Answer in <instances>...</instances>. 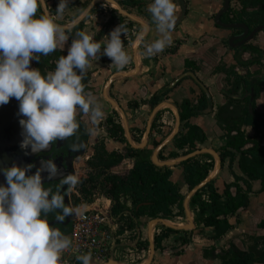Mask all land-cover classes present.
Instances as JSON below:
<instances>
[{
    "label": "crops",
    "instance_id": "obj_1",
    "mask_svg": "<svg viewBox=\"0 0 264 264\" xmlns=\"http://www.w3.org/2000/svg\"><path fill=\"white\" fill-rule=\"evenodd\" d=\"M74 1L75 0H69V3H73ZM184 1L187 7L186 14L183 20L176 24L172 31V42L170 46L166 47L163 52L151 57H147L143 54L144 44L158 37L155 25L152 23L151 16L147 11V5L151 3V0H140L141 5L129 7L132 9V12L127 9L130 13L149 26V31L143 43H141V51L138 52L139 47L137 51H135L136 47L132 45V68L128 70H125V68L122 70H114L113 66L115 65H112V60H106L105 58L100 60L103 55L98 53L97 57L91 59L87 70L90 79L92 76L97 75L95 71L102 74L100 78H105V85L107 81L112 78V83L108 88V95L109 92L113 93L114 89L117 90L116 94L119 99L115 98L116 100H114L121 107L122 111L119 110L123 114V119L124 117L126 118L130 132L133 130L132 128L140 129L141 126L138 125L140 121L136 125H131V121L129 118L127 119L128 113L125 111V107L135 109L136 111L147 109V111L152 114L151 110L153 111L156 106L163 103L160 105L159 110L162 112V122L165 124L164 126L162 124V126H158V129L164 131L165 128H170V131L167 132L161 140L156 139V137L150 134L144 148L152 143L159 145L163 142H167L160 152V154H164L168 146H174L176 150L170 151L169 158L165 160L174 161L182 157V155H179V151L187 149H180L176 146L175 136L179 133L184 135L187 132L183 122H180L177 130V113L179 115V108L184 99L192 98L193 95L199 96V88L194 79L189 76L185 77V79H181L178 82L179 84L177 83L178 86L174 87L169 93L168 88H165L166 86H171L177 78L186 72H193L202 80L212 96L211 107L208 100H206V107L202 109L197 108L196 114L190 118V123L200 126L207 135L206 141L203 143L198 142L196 149H213L220 155V144L226 143L222 135H225L233 128H238L252 143L264 145V32L258 33L254 39H251L241 48H237L236 46L231 47L228 45V38L232 36L234 31L223 29V27L215 22V17L224 4L223 0ZM174 3L177 7V19L179 15L177 0H174ZM230 4L235 5V9L247 6L246 10L249 13L243 11L244 13L242 16L245 17V19H250L252 15L251 12L257 9L256 7H248V5L243 6L239 0H230ZM89 6L90 4L87 9H84L82 13L73 20L78 19V21H80L83 18L84 20L87 19L84 22L86 27H84L83 31L92 35L94 38L103 28H107V32L103 34L104 37L102 39L108 38L107 36L112 28L115 29L117 26L123 24L122 21L125 16L120 15V12L113 11L112 7L106 14L93 11L91 16H86ZM246 15L249 16L246 17ZM242 17L239 18V20H242ZM258 19L260 20V14L256 16V21H259ZM221 20L224 23L228 22L226 21V16L223 19L221 16ZM138 23L141 27H144L142 23ZM262 23H264V21ZM134 40L135 37L133 36V42ZM137 55H139V58ZM136 67L139 69L138 72L136 74H131ZM89 69H92V71L89 72ZM239 81L242 82L241 87L238 90L239 92L237 91V94H235L237 96L233 97L231 96V94H233L231 88ZM155 93H160L161 95L166 93V95L161 97L158 102L159 104L153 108L150 102ZM253 93L254 100L252 102ZM199 100L196 101L195 98L191 101H193V105L198 106ZM227 102H232V106L237 105V107L241 109L240 114L244 116H247L246 112H248L250 114L248 118L251 122L245 123L241 120H233L230 122L229 127L225 128L218 119V112ZM134 103L138 105L136 107L131 106V104ZM250 104H252V111H250L249 108ZM173 106H175L176 109ZM157 114H159V111ZM149 115L148 118L150 119L151 115L150 117ZM156 117H154L153 120L155 123ZM165 125H167V127ZM155 128L154 125V129ZM154 129L151 132L154 133ZM144 138L140 143L144 141ZM116 141L121 143L120 146L122 149L119 150V152L123 151L129 144L125 139ZM251 144H247V146ZM171 153H177L178 156L171 158ZM204 155L205 154L198 155L195 158L202 156L206 161L209 160ZM212 157L214 159V166L206 179H213V185L220 194H224L226 183L230 184L236 182L242 191L247 193L250 200L246 209L228 218L232 227L219 238H213L214 231L212 228H206L203 225L195 223V228L193 230L175 229L176 231L170 232L167 237L161 240L160 246H158L155 240L167 231V227L161 223L157 224L153 228L150 236L149 222L154 218H149L147 216H141L138 219L134 218L131 212L133 205L129 197H122V203L127 206L128 210H124L122 213L115 216L112 213L113 202L111 199L103 194H99L100 196L95 199L96 193L93 196L87 195L86 197L81 192L80 198L78 197L79 200L86 199L88 203L86 202L87 204L78 205L80 209L103 206L109 210V214L111 215L110 224L115 228L116 232L112 259L121 264H146L150 257V245L151 242H153L155 245V253L150 264H223L222 257H232L236 248L242 251H249L252 247H257L264 242V190H260L261 181H252L248 179L249 183L244 182L243 178H246V176L239 168L238 153H236L232 163L229 156L224 159L223 163L222 161L219 163L214 156ZM134 161V158L124 159L121 163L123 167L118 171L124 172L132 169ZM181 163L170 167L167 166L171 171L170 179L178 184L184 180L185 167L181 165ZM236 177H239V179L237 180ZM248 186H251V190L248 189ZM191 190L192 189L185 183L181 186L180 192L184 196V200ZM231 190L235 193L236 187H232ZM207 193H209V190H207ZM190 201L189 209L195 222L196 210L191 208ZM175 209L179 208L175 207L174 211ZM174 218L165 220L170 221V223H175L174 225L176 226H184L187 224L182 221L174 220ZM132 220L134 225L130 227L129 224ZM121 229H123V231H121ZM131 237L134 238L133 241L130 240ZM183 240H187L188 242L183 243ZM130 247H133L134 250H139L140 248L138 257L132 259L131 262L124 259V251L130 250ZM68 250L69 249L62 253L61 264H81L74 254L68 253ZM91 264H95V262L91 260Z\"/></svg>",
    "mask_w": 264,
    "mask_h": 264
},
{
    "label": "clouds",
    "instance_id": "obj_2",
    "mask_svg": "<svg viewBox=\"0 0 264 264\" xmlns=\"http://www.w3.org/2000/svg\"><path fill=\"white\" fill-rule=\"evenodd\" d=\"M93 2V0H92ZM69 0H60L55 13L63 16ZM45 8V0H0V106L10 99L19 101V123L23 130L20 147L38 153L58 139L74 137L80 128L77 113L87 116L92 127L90 137L98 134L97 125L104 117L102 106L91 93H85L82 79L92 58L98 53L109 57L118 70L129 65L119 25L108 34L101 53V44L85 31L72 37L67 55H61L52 71L42 73L31 68L33 59L40 60L64 47L66 34L75 25L56 23L49 15H37ZM147 11L158 37L144 44V55L151 57L164 51L172 42L177 7L174 0H151ZM148 28H142L137 39L142 43ZM32 165H13L3 170L6 184L0 185V264H61L62 253L72 241L59 228L49 224V214L64 221L70 214H79V206L65 203L81 182L73 173L63 177L54 191L42 183V172L49 178L58 173L53 160L42 161L34 174ZM67 185L65 191L61 188ZM59 210V211H58ZM81 264H91V253L76 257Z\"/></svg>",
    "mask_w": 264,
    "mask_h": 264
},
{
    "label": "trees",
    "instance_id": "obj_3",
    "mask_svg": "<svg viewBox=\"0 0 264 264\" xmlns=\"http://www.w3.org/2000/svg\"><path fill=\"white\" fill-rule=\"evenodd\" d=\"M241 2L243 5L254 6L259 9L257 15L260 14V20L255 21L256 23L264 21V0H241ZM119 3L127 8L141 5L140 0H119ZM74 29L82 31L81 22ZM69 47L68 40L64 47H60L54 53L58 57L61 55L66 56ZM252 48L255 49L254 47ZM87 81L88 77L82 79L84 87H86ZM241 83L239 81L233 86L235 91L239 90ZM157 102L158 96L155 95L151 103L154 105ZM137 105V103L131 104L133 107ZM205 107L206 97L203 95V98L198 102V106L193 105L190 99H185L179 108V117L181 122L184 123L187 132L184 135L177 134L175 141L178 148H188L187 153L195 150L198 142L203 143L207 139L206 133L200 126L190 123V118L196 114L197 108L202 109ZM240 112L241 109L237 105L232 106V102H227L219 109L218 119L225 128H228L233 120L250 123L251 120L248 118L250 114L246 112L247 116H244ZM108 122L112 126L111 129H108L109 135L115 140H124L125 132L122 125L115 123L111 118L108 119ZM222 138L226 141V143L220 144L222 163L227 156L231 158L232 163L236 153H238L239 168L246 176V178H243L244 182L249 183L248 179L252 181L260 180V190L263 191L264 145L252 143L238 128L230 129L225 135H222ZM247 144L251 145L247 146ZM139 152V149L129 144L123 151L111 152L109 154L110 162L106 166L108 169L114 165L121 164L124 159L134 158L132 169L124 172L109 171L99 181L91 182L88 187L81 189V192L87 197V195L93 196L95 191H97L111 199L113 202L112 213L115 216L124 210H128L127 206L122 203V197H129L133 205L131 212L134 218L138 219L141 216H147L149 218L173 219L178 215L174 211L175 207L179 208V212L184 211V196L180 192L181 186L185 183L190 189H193L209 176L214 166V159L209 154L204 155L209 159L204 162L198 158H190L183 161L181 165L185 167L184 180L178 184L170 179L171 171L169 168L156 166L150 159L140 158L138 156ZM162 156L160 154L159 158L165 160L166 158ZM177 156V153H171V158ZM236 179L238 180L239 177H236ZM234 186L236 187L235 193L231 190ZM248 189L251 190V186H248ZM207 190H209V193H207ZM249 202L247 193H244L236 182L226 183L224 194H220L213 185V179H210L206 186L191 198L190 206L196 210L197 224L212 228L214 231L213 238H219L232 227L228 218L246 209ZM133 225L134 222L132 220L129 226L133 227ZM166 229L167 231L155 240L158 246H160L164 237H167L170 232L176 231L171 227ZM187 242V240H183V243ZM222 258L223 264H264V242L257 247H252L249 251H242L236 248L232 257Z\"/></svg>",
    "mask_w": 264,
    "mask_h": 264
},
{
    "label": "rangeland",
    "instance_id": "obj_4",
    "mask_svg": "<svg viewBox=\"0 0 264 264\" xmlns=\"http://www.w3.org/2000/svg\"><path fill=\"white\" fill-rule=\"evenodd\" d=\"M49 2H50V7L52 9L51 14L54 16L55 22L60 24V25H64V24H69L73 19L77 18L82 13V11L84 10L83 8L87 9L91 0H77V1H74L73 3H69L68 8L66 9L63 16H58L55 13L56 8H57L60 0H49ZM110 8H111V6L109 3L102 2L95 11L100 13V14H106L110 11ZM116 8H113V9H116ZM125 9H128L129 11L132 12L131 8H125ZM40 12H41V10H38L37 13H40ZM123 19H124L122 21L123 24H121V23L120 24L126 29V34L122 33L121 39L124 42V47H125L126 52L132 57V49H133L132 45H133V47L137 46V45L136 46L134 45L133 36L136 39L140 30L144 27H141L138 22L133 21L127 17H124ZM86 20L87 19H85V21ZM84 27H86V24H84ZM112 29H111V31H112ZM66 34L69 36L68 33H66ZM107 39L108 38H104L101 40V42H103V44H106ZM141 47H142V44L139 46L138 52L141 51ZM102 59H103V57H101L100 60H102ZM105 59L110 60V58H105ZM132 63L133 62L130 61L129 65H127L128 67H125V70L131 69ZM113 67H114V70H118L115 66H113ZM87 70H88V68H87ZM91 71H92V69H89V72H91ZM97 72L98 71H95V73L97 74L96 76L91 77L90 88L87 89L86 93H91L95 97L96 101L102 106V109L104 112V117L99 122V124L97 125L98 134L96 136H94V142H92L90 150L82 158V160L80 162L81 164L77 168V175L80 177L81 182L76 186L75 190H77L79 192V194H81V189H84V187H88L89 183L99 181L100 179H102L103 176L106 175L107 172L118 171L121 169V167H123V164L114 165L110 169H108L106 167L108 165V163L110 162L109 161L110 160L109 154L113 151H119L122 149L120 146L121 143L114 140L109 135L108 129H111L112 126L108 122V119L111 118V119H113V121L115 123H121L123 128H124V122H123V114L121 113L119 108L112 106L111 103L108 100H106L105 97L103 96V88H104L106 81H104L105 78L104 79L100 78L102 74H100V72L99 73H97ZM116 92H117V90H115V89H114L113 93L109 92L110 97L113 99H115V98L119 99ZM125 111L128 113L127 119L129 118V120L131 121V125H136L140 121L138 125H140L141 128L140 129L132 128L133 130L131 131L133 140L135 141V143L138 144L141 142V140L145 136L146 126H147V123L149 120L148 115L149 114L151 115V113H149L147 111V109L136 111L135 109H131L129 107H125ZM151 112H152V110H151ZM150 115H149V117H150ZM162 117H163L162 112H159V114H157V117L155 119L156 123L153 121V123H155V127H156L155 129L153 128L155 130V132L151 133V136L153 135L154 137H156V139H159V140H161L167 134V132L170 131V128H165L164 131L162 129H158V126H162V125L164 126V124H165L162 122ZM157 121H159V122H157ZM169 121H171V120H169ZM90 126L92 127L91 123H90ZM165 126L167 127V125H165ZM158 131H161V132H158ZM124 138L125 139L127 138L126 134L124 135ZM157 146L158 145H156L155 143L149 144L146 148H144L143 150H140V152L138 153V156L140 158L151 159L152 154H153V152ZM172 150H176V148L172 145L168 146L165 149L164 154H162L163 155L162 157L169 158L170 151H172ZM187 151H188V148L181 150L178 153L180 156L181 155L185 156V155H187L186 154ZM198 159H200L202 161H206V159L202 156L198 157ZM161 160H163V159H161ZM95 193H96V195H95L96 196L95 199H96L100 196L99 195L100 193L97 191H95ZM86 202L88 203V201L86 199H84V200L81 199L78 201V205L87 204ZM175 213H178V215H176L177 217L175 216L174 220L188 223L187 219H186L185 211L179 212V209H175ZM178 216H180V217H178ZM194 219H195V223H197L196 222V214H195ZM133 239L134 238L131 237L130 240L133 241ZM130 248H131L130 250L124 251V256H125L124 259L131 262L132 259H136L138 257V253L140 252V248H139V250H134L133 247H130Z\"/></svg>",
    "mask_w": 264,
    "mask_h": 264
},
{
    "label": "flooded vegetation",
    "instance_id": "obj_5",
    "mask_svg": "<svg viewBox=\"0 0 264 264\" xmlns=\"http://www.w3.org/2000/svg\"><path fill=\"white\" fill-rule=\"evenodd\" d=\"M75 1H77V0H75ZM116 1L119 3V0H116ZM239 1L243 5L241 0H239ZM45 2H46V5H47V8H48V10L50 12L51 17L54 20V16L51 14L52 9L50 7V2H49V0H45ZM102 2H107V1H99L94 7H92L89 11H87V15L86 16H88V17L91 16L92 12L95 11ZM91 3H92V0H91L90 4ZM109 4H111V3H109ZM122 7L123 8H127V7H124V6H122ZM248 7H254V6H248ZM222 8H223V6H222ZM243 8H245V7H242V8H239V9L238 8L235 9V5L230 4L229 9L222 15V19L226 16V21H228L226 23H243V24H245V25H247L249 27V31L247 32V35H245L244 37H241V38H234V40H232V37H238L239 35L244 33L245 30L242 29V28H229V29H227V30H233L234 31L232 36L230 38H228V45H230L231 47H235L236 46L237 48L238 47L241 48L245 44H247L251 39H254L257 36L258 33L264 32V30H261V31L257 32L249 40H245L246 37L249 36L250 33L256 27L263 26L264 23H256L255 22L256 21V16H257L258 10H259L258 8L256 9V11H252L251 12L252 15L250 14L251 15L250 19L249 18L245 19V17H242L243 13L245 11H247V10H245L247 8V6H246L245 9H243ZM83 9H85V8H83ZM40 10H41V12L37 13V15H45L44 8H41ZM112 10L115 11V12L116 11L119 12L118 8L112 9ZM248 16L249 15H246V17H248ZM241 17H242V20H239V18H241ZM253 17H255V18H253ZM75 21H78V19L75 20ZM84 21H85L84 18L79 21L82 24V31L84 29ZM78 23H76L71 28V30L67 32L69 34V39L68 40H69V44L70 45H71V42H72V37L74 36L75 32H77V30H75L74 27ZM64 25H68V24H64ZM223 29H226V28H223ZM106 32H107V28H103L102 30H100L97 33L96 37L94 38L95 41H98V43L101 44L102 49H103V46L105 44H103V42H101V40L104 37L103 34H105ZM138 41L139 40L136 37V39L134 41V45L135 46L138 44ZM59 48L60 47H58L57 50ZM67 51H68V49H67ZM101 53H102V51H101ZM137 57L139 58V55H137ZM58 58L59 57L54 52H52V53H50L47 56H41L40 60L33 59L31 61V63H30V67L31 68H35V69H39L42 73H46L48 71L54 70L55 63L58 60ZM103 58H109V57L103 55ZM186 73H188V72H186ZM85 77H88V81L86 82V87H84V91L86 93L87 89L90 88V75L87 73V71L85 72L83 78H85ZM183 79H185V78H183ZM200 81L203 83L202 80H200ZM178 84L174 85L172 88H170L171 86H169V87L166 86L165 88L166 89L168 88V90H169L168 93H169L171 90L174 89V87H177ZM196 85L199 88V92H200V94L198 93L199 96L197 97L196 95H193L192 98H186V99L192 100V99L196 98V101H198L199 99H202L203 95H204L206 97V100H207V96L204 93V91L202 90V88L197 83H196ZM161 90H163V89H161ZM231 91L233 92V94H231V96H233V97L237 96V95H235V94H237V91H235L234 87L231 88ZM155 95L158 96V102H159L160 98L165 96L166 93L162 94V95L160 93H158V94L155 93L152 96V98ZM151 101H152V99H151ZM158 102L155 103L154 105H152L151 102H150V104L154 108L156 105L159 104ZM161 104H163V103H161ZM160 105L156 106V107H158V111L159 112H160V110H159ZM3 106L4 105L0 106V110L3 108ZM158 111H157V113H158ZM157 113H156V115H157ZM156 115H155V117H156ZM77 120L80 123V128H79V130L77 131V133H76V135L74 137L65 138V139H58L57 141L51 143L47 149H44V150H42V151H40L38 153H33V155L29 159L28 158H24V157L20 158V159H17L16 160L17 163L15 162L16 165L20 166V167H27L28 165H32L33 167L27 173L28 175H31V174H34L37 171V169H39L41 167L42 161H46V160H49V159L53 160V162L57 165V168H58L57 175L55 177L49 178L48 173L46 171L42 172L41 175H42V178H43L42 179V183L44 184V186L45 187L51 186L53 188V190L55 191L56 187H57V184H59V181L63 177H65L68 174H73V173L77 174V168L81 164L80 162H81L82 158L90 150L92 142H94V137H90L87 134V131H86L87 128L91 127L89 118L87 116H84V115L80 114L79 111H78ZM180 122H181V120H180ZM154 125H155V123H153V121H152L151 131L154 128ZM146 128H147V126H146ZM124 132H125V129H124ZM151 133L152 132H150V134ZM124 135H125V133H124ZM125 140H127V138ZM195 150H197V149H195ZM195 150H193V151H195ZM12 164H14V162L12 161L10 153L5 152L3 158H0V185L6 184V180H5V176L3 174V170L6 169V168L11 167ZM67 187H68L67 185H64L61 188V191L62 192L65 191L67 189ZM79 196H80L79 192L77 190L73 189L72 194H71V199H69L68 196H65V203L68 204L69 202H71L72 206H78V200H79L78 197ZM74 217H75V214H70L69 216H67L65 218L64 221H58V220L55 219V213H50L49 214V224L51 226H53V227L59 228L65 235L69 236L70 232H71V227H72V222H73ZM171 223H173V222H171Z\"/></svg>",
    "mask_w": 264,
    "mask_h": 264
},
{
    "label": "water",
    "instance_id": "obj_6",
    "mask_svg": "<svg viewBox=\"0 0 264 264\" xmlns=\"http://www.w3.org/2000/svg\"><path fill=\"white\" fill-rule=\"evenodd\" d=\"M99 1H107L108 3H112V2L116 3L118 5V11L122 15H124L125 17H128L129 19H132L134 21L142 23L144 25V27L148 28V31H149V26L147 24H145L144 22H142L139 19H137L132 13H130L125 8H123L116 0H93V2L90 4V6L88 8V11L92 7H94ZM223 1H224L223 8L217 13V15L215 17V22L219 26H221L223 28H226V29H229V28H242V29L245 30L244 33H242L238 37H232V40H234V38L244 37L245 35H247V32L249 31V27L247 25H245L243 23H224L221 20V16L230 7V0H223ZM177 4H178V7H179V15H178V17L176 19V24H178L181 20H183V18L185 17V14H186V10H187L186 3H185L184 0H177ZM44 12H45V15H49L50 18H52L51 15H50L49 10L47 8L46 2H45ZM78 22L79 21H77V23ZM261 30H264V25L256 27L250 33V35L246 37L245 40H249L257 32H259ZM148 31L146 32L145 36L147 35ZM96 42H98V41H96ZM141 43L142 42L139 40L135 51H137V48L141 45ZM101 51L103 52L102 48H101ZM138 70H139L138 67H136L134 69V72L131 73V74H136L138 72ZM124 75H126V74H124ZM188 76L193 78L194 81L202 88V90L204 91V93L207 96V100H208L209 105L211 107V105H212V96H211L209 90L207 89V87L200 81V79L193 72L185 73L182 76H180L179 78H177L171 84L170 88H172L174 85H176L181 79H183L185 77H188ZM111 83H112V78H110L107 81V83H106V85H105V87L103 89V96L105 97L106 100H108L111 103L112 106L117 107V108H119L122 111L121 107L117 104V102L108 95V88L110 87ZM253 100H254V93L252 95L251 101L253 102ZM249 106H250L249 107L250 111H252V104H250ZM173 107L176 109L175 106H173ZM18 109H19V101H17L15 98H12L0 110V158H3L5 152L10 153L12 161L14 162V164H12L11 166L16 165V163H17L16 160L17 159H20V158H23V157L29 159L33 155V153L31 152L30 148L29 149H23V148L20 147V143L23 140V134H22L23 130H22V127H21L19 121H20V119H23L24 117H22L21 115H18ZM157 111H158V107L154 108V110H153V112L151 114V117H150V119L148 121V124H147L144 141L142 143H140V144H135V142H134V140L132 138L131 132L129 130L127 120L124 117L123 120H124V129H125L126 137H127V140L129 142V144L132 147H134L136 149H143L146 146V144L148 142V139L150 137V132H151V128H152V121H153ZM179 125H180V117H179V115L177 113V130L179 128ZM166 143L167 142H163V143L159 144L156 147V149L154 150L153 154H152L151 161L156 166H159V167L174 166L176 164L181 163L182 161H186V160H188L190 158H194V157H196L198 155H201V154H211L212 156H214L219 161V163L221 161L220 155L215 150L208 149V148L197 149V150L192 151L191 153H189V154H187L185 156H182V157H179V158L175 159L174 161H171V160H163L162 161L159 158V154H160L161 150L164 148V146L166 145ZM218 167H219V165H218ZM208 181H209V179H206V180L202 181L201 183H199L186 196V198L184 200V209H185L186 217H187V221H188V223L186 225H184V226H176V225L168 222L167 220H165L163 218H154V219H152L149 222L150 236H151L153 228L159 223L165 225L166 227H171V228H174V229L193 230L195 228V222L193 220L191 211L189 209V201L198 191H200L202 188H204L206 186ZM154 253H155V245H154L153 242H151V245H150V257L148 258V262L146 264H150L152 262ZM104 264H121V263H119L118 261L112 259V260H109L107 263H104Z\"/></svg>",
    "mask_w": 264,
    "mask_h": 264
},
{
    "label": "built area",
    "instance_id": "obj_7",
    "mask_svg": "<svg viewBox=\"0 0 264 264\" xmlns=\"http://www.w3.org/2000/svg\"><path fill=\"white\" fill-rule=\"evenodd\" d=\"M110 220L109 210L103 206L79 208V214L75 215L68 236L72 241L68 253L76 257L91 253V260L95 264L112 260L116 232Z\"/></svg>",
    "mask_w": 264,
    "mask_h": 264
},
{
    "label": "bare ground",
    "instance_id": "obj_8",
    "mask_svg": "<svg viewBox=\"0 0 264 264\" xmlns=\"http://www.w3.org/2000/svg\"><path fill=\"white\" fill-rule=\"evenodd\" d=\"M110 5H111V7H113V8H116V7L118 8V5H117L116 3H113V2H112ZM165 104H166V103H165ZM168 222H169V221H168ZM173 224H174V223H173Z\"/></svg>",
    "mask_w": 264,
    "mask_h": 264
}]
</instances>
